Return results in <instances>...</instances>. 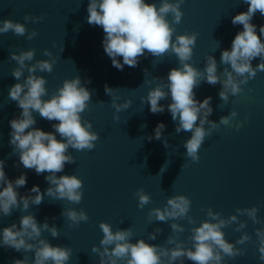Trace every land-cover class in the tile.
<instances>
[{
  "label": "water",
  "instance_id": "water-1",
  "mask_svg": "<svg viewBox=\"0 0 264 264\" xmlns=\"http://www.w3.org/2000/svg\"><path fill=\"white\" fill-rule=\"evenodd\" d=\"M150 2L158 7L160 0H146V3ZM87 4L88 0H0V21L10 19L24 23L28 31L35 29L38 33L32 40L16 36L11 30L0 34V160L5 161L6 177L14 180L21 173L26 174L25 186L17 189L21 195L28 193L33 185L38 186L42 193L49 186L44 178L47 173L37 175L34 170L25 169L9 145V121L20 113L16 103L8 99L10 86L18 82L11 75V70L17 66L9 59L12 51L18 53L34 49V60L26 62L29 64L48 59L43 55L45 48L52 53L57 60L52 72L36 73L46 79L49 96L62 86L63 80L78 75L83 86L92 93L88 109L81 114L82 119L91 122L92 130L99 134L91 151L70 148L75 163L65 164L64 171L57 173V176L76 175L83 182L79 204L66 200L53 201L45 196L39 206H30L25 213L17 209L10 216L0 215V229L12 223L19 227L20 216L28 213L34 214L38 223L45 222L47 218L50 226L55 224L59 235L53 238L43 231L42 238L52 245H66L72 249L67 264H98V256L91 252V247H99L103 235L98 227L101 221L110 224L113 231L131 228L132 243L144 239L146 243L165 247H172L166 244V238L172 235L170 223L176 222L184 228L177 238L188 248L191 247V241L187 239L189 230L206 219L205 211L209 207L227 218L238 215L235 212L237 208L257 206V216L264 222V72H257L254 79L242 85L243 92L230 96L226 104L218 95L220 84L212 86L201 82L194 89L197 100L211 97L213 111L209 120L219 123L220 117L228 115L233 109L238 115L229 125H220L205 138L199 149V161L192 162L186 157L183 147V141L189 139L191 133L175 132V122L167 111L170 99L160 101L165 105V111L159 114L151 113L147 103L142 104L140 99L158 83L143 84L144 80H152V77L166 79L169 70L179 66L175 55L166 53L154 58L146 53L136 67L125 65L122 71L117 70L103 50V29L87 23ZM247 7L243 0H185L181 5L184 15L181 22L175 25L173 39L176 34L196 32L197 40L190 63L202 70L205 56L211 55L220 71L224 67L220 65L221 50L230 49L235 34L242 30V26L233 25L231 19L239 12L247 11ZM25 14L44 15V20L35 24L25 22ZM168 19L171 21L170 16ZM251 23L257 26L259 35L264 16L257 12ZM53 42L56 47L52 46ZM118 59L122 62V58ZM259 62L256 58L251 63L255 67ZM24 75H27L26 71ZM87 80L90 83H85ZM105 85L114 89V94L119 97L117 103L130 100L129 107L116 113L110 104L111 97L105 93ZM114 113L118 120H113ZM33 115L36 119L33 127L46 132L54 131L51 124L56 121L49 122L38 113ZM157 123L165 125L162 137L167 139V148L160 140L147 139L154 135ZM237 124L240 125L238 130ZM141 125L146 127L141 128ZM56 136L60 139L58 134ZM163 165L165 171L160 173ZM141 188L150 197V203L143 209L137 207L138 200L134 195ZM173 195H184L190 199L188 215L195 220V224H189L187 219L160 222L153 218L149 221L148 211L156 207L162 209ZM63 208L83 210L88 221L69 228L67 219L61 215ZM238 220L246 223L241 231L247 232L251 239L244 245H236L245 250L243 256L226 258L225 264H264L258 259L254 232L264 224H254L247 216L238 215ZM156 228L162 231L156 240L151 241L148 234ZM234 228L235 224L222 229L228 242L234 243L241 234ZM24 256L30 264L34 253L0 247V264H13L14 259H23ZM184 264L192 262L185 259Z\"/></svg>",
  "mask_w": 264,
  "mask_h": 264
},
{
  "label": "clouds",
  "instance_id": "clouds-1",
  "mask_svg": "<svg viewBox=\"0 0 264 264\" xmlns=\"http://www.w3.org/2000/svg\"><path fill=\"white\" fill-rule=\"evenodd\" d=\"M184 2L185 0H160L157 7L156 3H146V0H88L86 20L90 26H100L103 29V50L117 70L122 71L125 65L136 67L139 59L146 53L154 58H160L166 53L175 55L179 66L170 69L166 79L152 77V80H144L143 84H151L152 81L158 83L149 88L146 96L140 99L142 104L147 103L153 114L163 113L165 105L160 101L170 99L167 111L175 122V132L191 133L190 138L183 141L185 155L192 162H198L199 149L205 138L220 125H229L238 113L234 109L230 110L228 115L220 117L219 123L209 120L208 117L213 111L211 97L197 100L194 89L201 82L212 86L220 84L218 95L226 104L230 96L235 97L243 92L242 85L254 79L257 72H264V25L259 26L257 35V26L251 23L257 12L264 16V0H243L248 6L247 11L232 17L231 23L241 25L242 30L235 34L230 49L221 50L220 65L224 67L220 71L217 61L211 55L205 56L202 70L190 63L197 40L196 32L176 34L173 39L175 25L181 22L184 15L181 10ZM23 19L35 24L42 22L44 15L25 14ZM10 30L14 35L24 36L27 40L38 35L35 29L28 31L24 23L10 19L0 21V34H6ZM52 46L56 47L55 42ZM34 55V49L21 50L18 53L12 51L9 54V59L17 65L11 70V75L18 82L10 86L8 99L14 101L20 109L19 115L9 121V145L25 169L34 170L37 175L47 173L44 178L49 186L42 193L38 186L33 185L28 193L21 195L17 189L25 186L26 174L21 173L14 180H9L4 171L5 161L0 160V215L5 217L10 216L13 210L18 209L25 213L30 206H39L45 196L53 201L66 200L79 204L83 182L76 175L57 176V173L64 171L65 164L75 163V158L69 152L70 148L91 151L99 139V134L92 130V123L81 116L88 109L92 93L83 86L80 77L77 75L63 80L62 86L57 87L49 96L45 87L46 79L36 73H51L57 60L45 48L43 55L48 59L26 63L33 61ZM118 58H122V62ZM256 58L260 62L253 67L251 62ZM85 83H90V80ZM105 93L111 97L110 104L116 113L127 109L131 104L128 99L117 103L119 97L107 85ZM45 96L48 98L44 99ZM34 113L49 122L56 121L51 124L54 131L46 132L33 127L36 124ZM118 119L114 113L113 120ZM143 127L146 125H141ZM239 127L237 124V130ZM164 129L163 123H157L153 130L154 135L147 139L160 140L167 148V139L162 137ZM56 134L60 139H57ZM183 167L184 164L181 168ZM163 171L164 165L160 173ZM134 195L138 200V208L143 209L150 203L149 195L142 188L137 189ZM190 206L188 197L173 195L167 199L162 209L151 208L147 216L150 222L153 218L160 222L187 219L189 224H195V220L188 215ZM235 212L240 216H247L254 224H264L257 216V206L237 208ZM61 215L67 219L69 228L78 227L81 222L88 221L83 210L63 208ZM238 215L225 218L209 207L205 211L206 219L189 230L187 239L191 241L190 248L184 247V242L177 238L179 233L184 232V228L176 222L170 223L172 235L166 238V244L172 247H165L146 243L144 239H137L132 243L131 228H117L113 231L110 224L101 221L98 227L103 235L99 240V247L93 245L91 252L97 254L98 264H174L177 261L184 264L185 259L192 264H225L226 258L243 256L245 250L236 245H244L251 239L247 232L241 231L246 223L239 221ZM233 224L234 231L241 233L234 243L228 242L222 231ZM43 231L53 238L59 235L55 224L50 226L47 218L45 222L38 223L32 213L21 215L19 227L12 223L0 229V247L34 253L30 264H67L72 249L66 245L50 244L47 239L42 238ZM161 231L160 228L154 229L148 234V239L156 240ZM254 232L258 259L264 261V226L254 229ZM13 264H29V260L24 256L23 259H14Z\"/></svg>",
  "mask_w": 264,
  "mask_h": 264
}]
</instances>
